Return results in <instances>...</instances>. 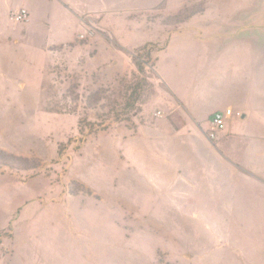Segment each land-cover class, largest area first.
<instances>
[{"label":"rangeland","instance_id":"rangeland-1","mask_svg":"<svg viewBox=\"0 0 264 264\" xmlns=\"http://www.w3.org/2000/svg\"><path fill=\"white\" fill-rule=\"evenodd\" d=\"M252 86L264 0H0V264H264Z\"/></svg>","mask_w":264,"mask_h":264},{"label":"crops","instance_id":"crops-1","mask_svg":"<svg viewBox=\"0 0 264 264\" xmlns=\"http://www.w3.org/2000/svg\"><path fill=\"white\" fill-rule=\"evenodd\" d=\"M253 71L255 72V68L253 69ZM258 76L259 73L257 72V85L255 90L259 87L260 83V78ZM248 81H250V79ZM253 84L255 86V81H253ZM255 90L252 86V91L250 94H246L248 93L246 91L241 93H229L227 101L225 102V106L220 107L219 109L217 108L218 110H223L226 107H230L234 111L241 112L240 118L232 117L227 120L226 128L218 139L227 135V133H231L233 136L232 144L238 146L240 145V142L244 141V144L254 143L256 145H259L261 148L260 154L264 159V94H261L260 91ZM217 109H215L214 111H216Z\"/></svg>","mask_w":264,"mask_h":264},{"label":"built area","instance_id":"built-area-1","mask_svg":"<svg viewBox=\"0 0 264 264\" xmlns=\"http://www.w3.org/2000/svg\"><path fill=\"white\" fill-rule=\"evenodd\" d=\"M9 17L15 23H26L29 22L30 19L29 12L26 8L23 7L16 10H11L9 12ZM92 33L93 32H89V35H92ZM81 38H84V36L81 35ZM159 114L160 113H157V115ZM232 117L240 118L241 112L234 111L232 108L226 107L225 109L218 110L212 114L209 121L210 127L206 133L207 139L209 140L210 144L214 145L215 141L219 138V135H221L225 130L227 120Z\"/></svg>","mask_w":264,"mask_h":264},{"label":"trees","instance_id":"trees-1","mask_svg":"<svg viewBox=\"0 0 264 264\" xmlns=\"http://www.w3.org/2000/svg\"><path fill=\"white\" fill-rule=\"evenodd\" d=\"M2 160H11V162L13 160H16L17 162L20 163L21 167L23 169H34V167H36V164L34 162L28 161L25 158H20V157H13L11 155H6L4 152L0 151V161ZM18 166V165H17ZM19 167V166H18Z\"/></svg>","mask_w":264,"mask_h":264}]
</instances>
